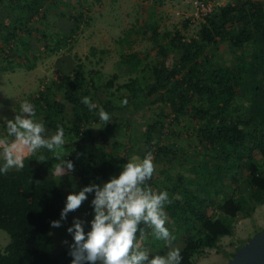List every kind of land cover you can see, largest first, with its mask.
<instances>
[{"label": "trees", "instance_id": "1", "mask_svg": "<svg viewBox=\"0 0 264 264\" xmlns=\"http://www.w3.org/2000/svg\"><path fill=\"white\" fill-rule=\"evenodd\" d=\"M49 1L56 5L62 0H0L1 71L14 72L17 64L33 70L38 51L31 41H42L55 53L74 44L80 28L88 23L83 11L74 10L68 16L70 28L59 29L54 40L39 25L31 24L47 18L44 8ZM183 22V28L163 33L154 22L145 26L158 44L160 59L137 62L139 52L121 53V65L140 70L122 84H117L118 72L104 83L99 72L89 75L83 62L71 55L64 53L57 59V77L29 101L49 135L59 124L66 139L76 141L63 157L73 163L74 170L62 177L55 175L52 168L59 161L41 149L25 154L22 170L0 173V229L10 236L8 244H0V264H71L74 240L54 253L51 221L61 219L68 194L91 184L103 186L135 154L144 157L151 152L155 158L156 170L147 184L169 194L168 229L175 237L173 247L182 244V264H196L210 249L221 250V238L235 234L239 216L249 217L257 205L264 204V0H227L200 21L194 35L188 32L190 19ZM34 32L39 35L36 39ZM121 41L128 42V38ZM226 42L237 51L234 65L219 61L215 51ZM97 51L107 52L92 47L93 53ZM84 96L97 109L90 112L81 103ZM125 99L127 106H122ZM100 107L111 115V122L100 120ZM148 110L154 117L137 132L134 117L139 113L146 117ZM185 120L196 145L182 155L176 143L164 138L175 135L173 125ZM92 123L100 124V138L107 145L98 160L86 152L83 143L85 128ZM3 128L6 131L5 124ZM40 155L48 160L38 161ZM178 159L184 163L177 171ZM242 171L245 187L239 190L234 182ZM87 197L82 203H87L85 215L94 213V192ZM142 243L152 255L166 254L162 240L149 235Z\"/></svg>", "mask_w": 264, "mask_h": 264}, {"label": "rangeland", "instance_id": "2", "mask_svg": "<svg viewBox=\"0 0 264 264\" xmlns=\"http://www.w3.org/2000/svg\"><path fill=\"white\" fill-rule=\"evenodd\" d=\"M193 1L62 0L56 5L49 1L44 8L48 11L47 18L43 22L35 19L31 24L39 25L40 28L46 30L52 40L60 34V30L64 31L70 28L71 23L68 16L74 10L75 12L83 11L88 23L82 25L79 33L75 36L74 44L58 53L45 48V43L42 41H31L36 48L35 50L38 51L36 67L33 70H27L25 66L20 64L16 65L14 72L0 70V136L6 134L3 128L5 118L13 119L16 112L19 111L20 103L24 100L29 101L30 96L36 95L44 85L51 83L57 77L55 63L64 53L71 55L76 62H83L89 75H97L99 72L98 75H100L101 81L104 83L116 72L120 74L117 84L125 83L129 78L139 74L140 70L137 68L131 70L121 65V53L137 51L139 52L137 62H157L160 59L158 44L150 33L145 32V26L150 22H154L158 25L160 33L177 27L183 28L184 19L193 14ZM220 1L221 3L227 2V0ZM61 12H64L66 17L62 16ZM199 28L200 23L198 22L191 26L188 32L194 35ZM38 37V33L34 32L33 38L36 39ZM125 37L128 38V42L121 41ZM92 47H96L98 50L104 49L107 52L104 54L101 51L93 53ZM218 48L215 51H218L219 61L227 65H234L238 62L237 51L230 47L227 42L220 44ZM168 62L172 64V54L168 57ZM106 97L107 94L103 91L102 98ZM68 110L70 111L71 108L68 107ZM153 114L150 110L146 112V117H143L140 113L137 114L134 117L135 130L137 132L144 130L145 124L154 117ZM36 118L39 120L37 115ZM186 123V120L182 122V125L176 122L173 125L176 132L175 135L170 133L168 138H164L165 142L176 143L181 149L180 153L182 155L187 151L193 150V145H196V142L193 143L189 138ZM183 125L184 127L181 128ZM85 132L86 138L83 143L86 152H91L96 156L97 160L100 159V151H103L107 146L100 138V124L92 123L87 125ZM65 140L67 144L64 146L65 151L62 152V155L66 157L71 148L76 146V141L67 140L66 137ZM133 157L143 159L141 154H135L131 158ZM153 162H156L155 158ZM0 163L2 164L3 161L0 160ZM183 163V159L175 161V169L177 171L182 170L181 166ZM176 170L174 171L175 174H177ZM244 178L245 175L242 171L234 182L239 190L245 187ZM226 188L227 185L223 189L226 190ZM220 195L221 197L224 196V194ZM86 204L84 206L82 204L78 210L70 212L65 220L59 219L58 221L61 222L60 227L54 228L51 226L50 233L55 243L54 253L63 251L73 242V234L69 233L67 229L73 226L75 219L82 221L85 232L91 230V217L94 216V213L85 215L83 207L86 208ZM170 223V220H167L165 226L169 228ZM235 229L234 235H226L221 238V250L210 249L208 254L196 259V264H225L228 262L233 257L232 254L238 246L246 244L251 237L264 230V204L257 205L254 213L249 217L239 216ZM9 242V234L5 230L0 229V244L5 246ZM178 247L181 249L182 244H178Z\"/></svg>", "mask_w": 264, "mask_h": 264}, {"label": "clouds", "instance_id": "3", "mask_svg": "<svg viewBox=\"0 0 264 264\" xmlns=\"http://www.w3.org/2000/svg\"><path fill=\"white\" fill-rule=\"evenodd\" d=\"M81 103L90 112L98 107L88 96L82 97ZM127 103L125 99L121 105L127 106ZM98 115L104 124L111 122V115L103 107L99 108ZM4 122L6 134L0 136V160L3 161L0 173L22 170L25 154H35L41 149L51 152L59 161L52 168L55 175L62 177L74 170L73 163L63 159L67 144L63 126L58 124L56 131L49 135L43 121L36 118L35 106L30 101L20 103L14 118H5ZM47 160L44 155L38 158L40 162ZM153 160L151 152L142 160L133 157L123 165L118 176L103 186L91 184L67 195L61 220L78 210L87 200V194L94 192L91 230L85 232L79 219L67 229L74 239L69 252L73 257L71 264H182L181 249L173 247L175 237L165 226L168 220L165 207L171 203L169 194L147 184L156 170ZM51 226L58 228L61 222L51 221ZM149 235L165 242L166 254H150L142 243Z\"/></svg>", "mask_w": 264, "mask_h": 264}, {"label": "water", "instance_id": "4", "mask_svg": "<svg viewBox=\"0 0 264 264\" xmlns=\"http://www.w3.org/2000/svg\"><path fill=\"white\" fill-rule=\"evenodd\" d=\"M225 264H264V230L251 237Z\"/></svg>", "mask_w": 264, "mask_h": 264}, {"label": "built area", "instance_id": "5", "mask_svg": "<svg viewBox=\"0 0 264 264\" xmlns=\"http://www.w3.org/2000/svg\"><path fill=\"white\" fill-rule=\"evenodd\" d=\"M193 14L192 16H187V18L191 21V26H194L196 23H200L201 20L205 18V16L211 13L215 7L222 6L225 3H221L220 0L210 1V0H194L193 2Z\"/></svg>", "mask_w": 264, "mask_h": 264}]
</instances>
